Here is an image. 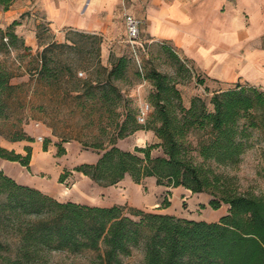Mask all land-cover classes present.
Here are the masks:
<instances>
[{"label":"trees","instance_id":"16d2710c","mask_svg":"<svg viewBox=\"0 0 264 264\" xmlns=\"http://www.w3.org/2000/svg\"><path fill=\"white\" fill-rule=\"evenodd\" d=\"M13 1L0 0V5L6 9ZM14 24L16 20L5 29L0 24V51L7 50L8 45H14L19 38L11 29ZM78 34L97 43L90 50L97 57L94 69L102 67L105 71L101 82L97 79L93 83L91 75L83 80L84 85H90L86 94H97L104 111L110 115L121 102L124 119L114 129L109 148H104L102 141L92 142L94 148L104 149L97 161L79 164L73 170L103 186L116 184L126 174L137 183L154 176L157 184L184 186L193 193H208L210 207L219 208L226 203L228 211L218 220L207 221L132 208V215H140L135 219L119 204L105 206L60 201L36 187L17 182L0 169V264H44L45 253L49 250L80 252L101 246H104L103 264H131L121 257L130 255L132 247L143 236L146 239L145 260L138 264H264V194L241 192L234 176L217 171L211 164L235 166L248 146L249 130L255 127L264 130V91L237 82L232 88L213 93L211 110L201 96H194L186 106L175 80L156 68L149 69L146 77L155 89L150 95L154 110L152 118L146 121L147 128L154 130L159 141L135 146L134 150L123 149L116 145V139L141 128L137 122L140 107L131 106L130 100L113 82L125 78L130 59L125 55L112 56L107 69L100 63L102 38ZM63 44L46 43L40 53V70L50 69L47 63L52 58L47 53L53 46ZM10 77L8 69L0 62L1 116L5 111L4 94L13 85ZM77 81L82 80L77 78ZM193 130L207 132L196 145L188 139ZM8 139L32 141L24 131ZM153 147L161 148L163 154L152 156ZM32 148L25 145L26 154L23 155L0 145V157L29 166ZM44 149H47V142ZM192 151L202 158L200 163L194 160ZM65 175L66 172L60 175V181ZM169 205L165 199L160 207ZM8 226L21 239L13 256L2 237L8 232ZM144 230L147 231L145 235Z\"/></svg>","mask_w":264,"mask_h":264},{"label":"rangeland","instance_id":"374dc122","mask_svg":"<svg viewBox=\"0 0 264 264\" xmlns=\"http://www.w3.org/2000/svg\"><path fill=\"white\" fill-rule=\"evenodd\" d=\"M38 0H19L18 4L32 8ZM151 0H133L131 4L124 0L127 6L126 12L131 10L136 16H142L141 5H147ZM141 4L138 8L137 6ZM122 6V5H121ZM230 7V5H229ZM27 8L18 19H28L32 9ZM101 8V7H98ZM113 12H107L101 16L95 14L93 19L102 22V28H94L91 31H79L61 26L52 29L49 22L43 18L36 23L37 46L29 47L22 44V38H17L14 45H8L7 50L0 51V62L10 73L11 88L4 94L5 111L0 115V140H8L16 132L24 131L32 141L27 142V146H32L34 151V164L29 166L21 164L19 161L9 160L0 157V169L14 178L17 182L28 184L51 194L60 201H75L90 205H112L123 206L124 212L131 217L138 219L140 215H132L131 210L141 209L144 211L159 212L164 200L171 203L173 213L179 217L192 219H204L207 221L218 220L223 209L212 208L208 204H191L190 198L184 201V195L178 204L169 200L170 190H165V184H157L154 176H147L140 181L143 191L155 195L157 205L136 206L129 201L118 198L119 194L124 196L126 186H121L119 190L112 189L113 185L103 186L93 181L90 177L73 170L79 164L97 161L104 149H96L91 146L92 142L102 141L104 148H109L110 138L114 129L123 121L124 108L120 104L114 107V112L106 113L102 103L96 96L87 95L90 85L83 84L89 75L96 83L99 79L103 81L105 72L103 68L94 69L96 56L91 49L97 46L88 37L78 34H94L102 38L100 43V63L107 69L111 65L112 56L125 55L130 59L129 66L124 79H115L113 82L120 92L130 100V105L138 107L137 101L146 99L151 108V93L154 91L152 82L146 77L147 71L152 68L170 75L176 82V86L181 91L183 104L190 105L194 96H201L207 109H213L210 98L215 91L232 88L237 82L246 84L242 79L230 82L224 78L208 76L202 69L196 67L191 61L179 56V50L169 41H159L149 36L147 22L142 25L140 39L142 45H133L128 41L125 28V19L119 17L117 10L119 4ZM220 12L225 8L221 7ZM41 17V12L35 14ZM140 18V17H139ZM7 27V26H6ZM6 27H3L4 29ZM16 28L15 24L11 29ZM59 34L60 38H56ZM4 40L10 41V38ZM61 42L63 45L53 46L48 52L52 60L47 66L50 69L40 70L42 66L41 51L46 43ZM171 48L170 50L165 47ZM178 56L177 59L173 53ZM77 78L82 80L77 81ZM148 80L151 88L147 89V96L138 93L133 96L135 86L138 83ZM152 111H149L147 120L151 119ZM139 122L141 128L133 133L116 139V145L123 149L134 150L135 146H148L159 141L154 130L147 128L148 121ZM102 127L104 129L102 130ZM154 134V135H149ZM206 130H193L188 134V139L196 145L197 141L205 138ZM42 136V139H39ZM47 142V149L44 144ZM247 148L235 166L211 164L219 172L234 176L236 185L241 192L262 195L264 194V130L261 127L251 128L246 139ZM1 145V144H0ZM22 150L26 154L25 145H15L12 148L15 152ZM194 160L197 163L202 158L196 151H192ZM159 147L151 149V155H162ZM32 158V154H31ZM5 160L7 162H5ZM69 171V172H67ZM66 172L65 177L60 181V175ZM128 182L133 181L129 174L124 176ZM135 182V181H134ZM137 183V182H136ZM35 184V185H33ZM127 185L126 183H124ZM118 187V186H116ZM200 193V192H199ZM203 194L205 192H202ZM209 196L208 193H205ZM195 193L192 195L194 196ZM117 202V203H116ZM211 208V209H210ZM219 214V215H218ZM147 233L143 231V235ZM3 240L9 244V254L15 255L19 246V237L8 226V232L2 235ZM145 242L143 236L141 241L132 247L130 255L122 256L125 263H141L145 256ZM104 246L99 249H84L80 252H70L67 250L53 249L45 253L46 263L44 264H103Z\"/></svg>","mask_w":264,"mask_h":264},{"label":"clouds","instance_id":"9594fccd","mask_svg":"<svg viewBox=\"0 0 264 264\" xmlns=\"http://www.w3.org/2000/svg\"><path fill=\"white\" fill-rule=\"evenodd\" d=\"M72 2L76 6L81 4V0ZM84 2L91 4L95 0ZM119 2L112 0L113 4ZM214 2L219 15L202 28L205 23L202 9L207 0H154V6L146 9L148 31L161 42L175 43L181 39L195 49L202 65L227 70L229 76L235 74L246 84L264 91V0ZM221 7L224 12L219 11ZM151 87L144 80L135 86L132 95L141 93L146 97V90ZM137 105L142 117L154 110L146 99L138 100Z\"/></svg>","mask_w":264,"mask_h":264},{"label":"crops","instance_id":"0c3cea01","mask_svg":"<svg viewBox=\"0 0 264 264\" xmlns=\"http://www.w3.org/2000/svg\"><path fill=\"white\" fill-rule=\"evenodd\" d=\"M19 0H14L13 3L6 9L0 5V24L2 27H6L7 25H10L13 21H17V24H15L16 28H14L15 33L18 35L19 38H22L24 41V44L29 47L37 46V32H36V23L40 21V19L45 18L49 23L50 27L52 29L60 28L62 25L67 26L70 29H75L79 31H91V29L94 28H102V22L94 20L93 17L95 14L100 13L101 16L103 14L106 15V20H109L107 12H113L116 8V6L119 4V9L117 10V14L119 17L123 16L127 10L126 4H124V0H120L119 3L113 4L112 0H95V3H85L84 0H81L80 6H76L73 4L72 0H47V3L45 0H38L36 2V5H32V8H29L32 13L31 15L33 18L28 19H18V17L27 9L26 6H22L21 4H18ZM128 2V5L132 3L133 0H126ZM31 2V0H29ZM55 4V6H52ZM122 5V6H121ZM139 4L137 8L140 6ZM154 6V0H151L146 6L141 5L139 8L141 10L142 16L140 17L142 20L140 24V33L142 25L147 22V12L146 9L148 7ZM101 7V8H98ZM217 5L215 4L214 0H207V3L205 4L204 8L202 9V13L205 16V23L201 25L202 28H206L208 24H210L211 20L214 19L219 13L216 11ZM136 12L134 9L131 10V13L134 16L135 14L132 13ZM41 12V17L36 16L35 14ZM125 19V16H123ZM125 28H126V21H125ZM127 32V28H126ZM149 36L153 37L150 33ZM56 38H60L59 34H57ZM150 39L158 40L157 38L153 37ZM170 44L172 43L180 53L179 56L182 58H185L192 62L196 67H199L202 69L208 76H213L215 78H224L227 81L234 82L239 79V77L235 74L229 76L227 70H219L216 67L208 68L207 65H202L199 61V57L197 56L194 48H189L187 44H185L181 39H177L175 43L169 41ZM190 57H195L190 58ZM154 135V134H149ZM0 144L8 149L14 148L15 145H26L27 142L23 140L19 141H8V140H0ZM19 153H22V150H17ZM34 151L32 153V158L30 160V165L34 164ZM5 162H7L5 160ZM126 183L127 185H125ZM35 185V184H33ZM118 186V187H116ZM121 186H126L125 194L122 196L119 194L118 198L121 200L129 201V203L136 205V206H142L143 205H157L158 203L154 200L156 199L155 195H150V192L143 191V187L141 184L136 183L132 180L128 182L125 178L117 182L116 185H113L112 189L119 190ZM171 189V195L169 200L172 201L174 204H178L180 201L181 196L184 195V201H188L187 198H190L191 204H208V201H210V195L200 193H195L194 196H192L194 193L184 187V186H177V187H165V190ZM117 203V202H116ZM228 205L222 204L219 209H223L221 212L224 213L227 210ZM211 209V208H210ZM159 212L163 213H173L174 210L171 208V203L167 207H161L158 208ZM219 215V214H218Z\"/></svg>","mask_w":264,"mask_h":264},{"label":"built area","instance_id":"2783aa9c","mask_svg":"<svg viewBox=\"0 0 264 264\" xmlns=\"http://www.w3.org/2000/svg\"><path fill=\"white\" fill-rule=\"evenodd\" d=\"M125 21H126V28H127V37L128 41L130 43H133V45H142L141 39H140V24L142 20L134 16L132 14H129L128 12H125ZM149 105V103H148ZM151 106V105H149ZM139 117V119H138ZM147 117L141 116V108L139 109V113L137 115V119L141 122H145ZM39 139H42V136H39Z\"/></svg>","mask_w":264,"mask_h":264}]
</instances>
